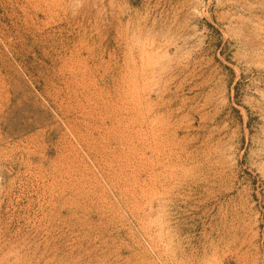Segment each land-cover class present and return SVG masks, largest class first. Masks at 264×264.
<instances>
[{
    "label": "rangeland",
    "instance_id": "obj_1",
    "mask_svg": "<svg viewBox=\"0 0 264 264\" xmlns=\"http://www.w3.org/2000/svg\"><path fill=\"white\" fill-rule=\"evenodd\" d=\"M0 264H264V0H0Z\"/></svg>",
    "mask_w": 264,
    "mask_h": 264
},
{
    "label": "bare ground",
    "instance_id": "obj_2",
    "mask_svg": "<svg viewBox=\"0 0 264 264\" xmlns=\"http://www.w3.org/2000/svg\"><path fill=\"white\" fill-rule=\"evenodd\" d=\"M142 34H143V33H142ZM131 75H132V74H131ZM162 75H163V74H162ZM146 89H147V88H146ZM156 89H157V88H156ZM156 89H155V90H156ZM136 93H137V92H136ZM139 93H140V92H139ZM134 94H135V93H134ZM140 95H141V94H140ZM143 98H144V97H143ZM140 101H141V100H140ZM144 101H145V100H144ZM144 101H143V102H144ZM143 102H142V103H143ZM142 103H141V104H142ZM144 104H145V103H144ZM141 106H142V105H141ZM153 106H154V105H153ZM146 108H147V107H146ZM150 108H151V107H150ZM149 110H150V109H149ZM148 112H149V111H148ZM154 113H155V112H154ZM157 114H158V113H157ZM142 115H143V114H142ZM147 115H148V114H147ZM148 116H149V115H148ZM155 116H156V115H155ZM152 117H153V116H152ZM154 119H155V118H154ZM164 120H165V119H164ZM166 121H168V120H166ZM140 123H141V122H140ZM142 123H144V122H142ZM145 123H146V122H145ZM158 123H159V122H158ZM166 124H167V123H166ZM168 124H169V123H168ZM140 125H141V124H140ZM162 126H163V125H162ZM149 127H150V125H149ZM146 128H147V127H146ZM154 128H155V127H154ZM150 129H151V128H150ZM156 130H157V129H156ZM142 131H143V130H142ZM142 131H141V132H142ZM151 131H152V130H151ZM162 131H163V130H162ZM155 132H156V131H155ZM146 133H147V132H146ZM139 135H140V134H139ZM151 135H152V134H151ZM143 136H144V135H143ZM157 136H158V135H157ZM157 136L155 137L156 139H157ZM147 137H148V136H147ZM149 138H150V137H149ZM150 142H151V141H150ZM155 142H156V141H155ZM158 213H159V212H158ZM159 220H160V219H159Z\"/></svg>",
    "mask_w": 264,
    "mask_h": 264
}]
</instances>
